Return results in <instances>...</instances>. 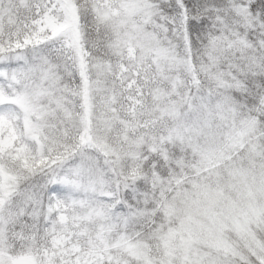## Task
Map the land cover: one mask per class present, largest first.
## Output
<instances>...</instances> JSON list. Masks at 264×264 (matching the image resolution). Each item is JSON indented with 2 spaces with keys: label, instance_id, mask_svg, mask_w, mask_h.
Instances as JSON below:
<instances>
[{
  "label": "snow or ice",
  "instance_id": "obj_1",
  "mask_svg": "<svg viewBox=\"0 0 264 264\" xmlns=\"http://www.w3.org/2000/svg\"><path fill=\"white\" fill-rule=\"evenodd\" d=\"M0 264H264V0H0Z\"/></svg>",
  "mask_w": 264,
  "mask_h": 264
}]
</instances>
